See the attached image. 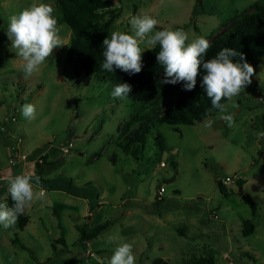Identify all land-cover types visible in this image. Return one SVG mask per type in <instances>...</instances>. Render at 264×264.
Masks as SVG:
<instances>
[{
  "label": "rangeland",
  "instance_id": "1",
  "mask_svg": "<svg viewBox=\"0 0 264 264\" xmlns=\"http://www.w3.org/2000/svg\"><path fill=\"white\" fill-rule=\"evenodd\" d=\"M110 1L113 13L101 21L105 39L114 31L131 34V17L147 14L159 21L154 31L183 29L188 42L202 36L210 45L264 6V0ZM32 3L51 4L56 13V0H0V202L7 203L10 176L41 167L25 228L0 225V264H109L117 246L108 242L110 235L134 242L137 264L159 257L185 264L209 254L214 264H264V138L257 135L264 132V57L248 60L255 69L252 83L223 102L231 127L219 111L192 125L169 124L157 120L167 100L112 96L116 72L147 90L156 85L164 74L153 75L143 58L137 74L114 68L73 75L65 22L59 23L64 46L25 78L24 61L6 31L9 18ZM29 103L36 108L30 121L21 113ZM145 127V145L133 156L139 142L125 149L126 133ZM226 176L234 181L222 192L218 181ZM160 185L165 191L157 196ZM69 187L86 197L89 211L70 206L63 192ZM106 221L95 238L80 240L79 228Z\"/></svg>",
  "mask_w": 264,
  "mask_h": 264
},
{
  "label": "clouds",
  "instance_id": "2",
  "mask_svg": "<svg viewBox=\"0 0 264 264\" xmlns=\"http://www.w3.org/2000/svg\"><path fill=\"white\" fill-rule=\"evenodd\" d=\"M54 12L51 4L32 3L9 18L6 35L11 42V49H15L16 56L24 61L22 71L25 78L40 71V67L53 55L54 50L64 46L60 35L64 26L59 24ZM129 23L131 34L114 31L110 38L104 39L102 70L113 72L115 68L130 75L137 74L143 67L142 56L145 49L140 46L141 43L149 50L159 45L156 59L164 68V83L175 85L183 82L184 89L191 91L196 86L202 67L206 73L203 75L202 87L210 98L212 107L222 114L219 119L231 127L234 123L233 116L224 114L227 113L228 106L221 101H232L252 83L255 69L246 61L244 54L225 47L214 58L205 60L211 45L202 36L188 42V33L183 29L154 31L159 21L147 14L133 16ZM235 57H239V60H234ZM131 91L130 84L119 83L114 87L112 96L124 100ZM21 113L29 121L36 118L33 104H24ZM257 135L264 138V132ZM39 183V176L33 177L25 173L9 177L8 192L14 203L9 206L0 202V225L3 228L14 226L18 217L31 206L37 195L35 187ZM107 239L109 243L117 245L109 264H137L134 242H125L119 235H110Z\"/></svg>",
  "mask_w": 264,
  "mask_h": 264
},
{
  "label": "trees",
  "instance_id": "3",
  "mask_svg": "<svg viewBox=\"0 0 264 264\" xmlns=\"http://www.w3.org/2000/svg\"><path fill=\"white\" fill-rule=\"evenodd\" d=\"M56 2L57 10L54 15L58 18L59 23L65 22L71 29V39L66 53V62L70 71L75 76H90L102 73L105 28L101 29V21L107 14L113 13L111 10L112 2L110 0H56ZM225 47L233 48L243 53L247 62L254 56L264 57V6H257L253 12L235 21L222 39H218L211 44L204 59L214 58ZM159 50V45H157L154 49H146L142 56L145 65L152 68L153 75L164 74L156 82V85L149 90L144 89V85L132 77L119 76L117 72L115 73L114 79L117 84L128 83L132 86V91L128 96L129 99L137 102H147L156 99L167 100V106L158 115L157 120L169 124L192 125L219 111L212 107L211 100L207 97L206 91L202 87L203 75L206 74L202 67L199 70L200 74L197 77L196 86L191 91L184 89L183 82L175 85L164 83L166 79L165 71L156 59ZM234 60H239V57H235ZM225 100L222 99L221 103ZM146 129L147 127L136 132L134 136H130L124 131L126 136L122 145H124L125 149L128 150L133 143L139 142V147L136 145L130 152L133 156H136L138 150L145 145L147 131L145 133L144 131ZM112 161H115V159L113 158ZM40 168V164L37 163V168L29 175L38 176V169ZM69 184L71 185V183ZM218 184L222 192H225L222 182L218 181ZM69 192L77 195L70 187ZM79 195L86 198L83 194ZM6 202L9 206L14 203L9 192ZM27 223L28 217L24 213L18 217L17 226L19 230H23ZM108 226L109 221H106L92 226L88 230L79 228V233H81L80 240L89 241ZM52 245L53 249H55V245L53 243ZM20 246L26 248L23 244H20ZM98 264H106V262L100 259ZM153 264L169 263L159 257L153 260ZM185 264H214V259L213 255L209 254L191 258Z\"/></svg>",
  "mask_w": 264,
  "mask_h": 264
},
{
  "label": "crops",
  "instance_id": "4",
  "mask_svg": "<svg viewBox=\"0 0 264 264\" xmlns=\"http://www.w3.org/2000/svg\"><path fill=\"white\" fill-rule=\"evenodd\" d=\"M55 187H57L56 184H55L54 188ZM63 192L65 194V198H67V201L69 202V204H71L70 206L73 207V205L80 204L82 207H84L85 209H88V211H89L90 205L88 204V200L86 198L80 197V196H77V195H73L71 192H69V189L63 190Z\"/></svg>",
  "mask_w": 264,
  "mask_h": 264
},
{
  "label": "built area",
  "instance_id": "5",
  "mask_svg": "<svg viewBox=\"0 0 264 264\" xmlns=\"http://www.w3.org/2000/svg\"><path fill=\"white\" fill-rule=\"evenodd\" d=\"M69 145L71 146V143H69ZM67 149H69V148H67ZM19 160H22V159H20V157H19ZM233 181H234V178L229 177V176H226L225 178H223L221 180L222 184H224V185H225V183H231ZM164 191H165L164 185H162V186L160 185L159 188L157 189V192H156L157 196H162ZM101 261L106 262L105 259H102Z\"/></svg>",
  "mask_w": 264,
  "mask_h": 264
}]
</instances>
